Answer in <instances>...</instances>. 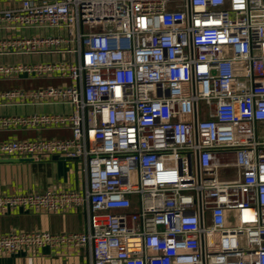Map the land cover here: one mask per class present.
<instances>
[{
  "label": "built area",
  "instance_id": "1",
  "mask_svg": "<svg viewBox=\"0 0 264 264\" xmlns=\"http://www.w3.org/2000/svg\"><path fill=\"white\" fill-rule=\"evenodd\" d=\"M0 158L81 162L82 188L0 195V213L81 209L80 232L0 235V256L87 264H264V0H0Z\"/></svg>",
  "mask_w": 264,
  "mask_h": 264
},
{
  "label": "crops",
  "instance_id": "2",
  "mask_svg": "<svg viewBox=\"0 0 264 264\" xmlns=\"http://www.w3.org/2000/svg\"><path fill=\"white\" fill-rule=\"evenodd\" d=\"M8 81L18 87H35L32 86L35 80H0V90H7L4 86ZM48 81L56 80L40 79V82L36 81V84L46 86L40 83L45 84ZM69 110L70 106L66 104L7 105L0 106V115L61 113L69 112ZM70 137L69 128L0 130V142L37 138L68 139ZM81 165L78 159L58 155L44 156L39 160L0 158V195L42 192L46 189L80 190L82 188ZM84 227L85 216L81 209L55 213L17 209L0 213V235L11 232L41 231L53 234L70 233L80 232ZM0 264H87V255L84 249L43 247L20 251L14 255H2Z\"/></svg>",
  "mask_w": 264,
  "mask_h": 264
},
{
  "label": "rangeland",
  "instance_id": "3",
  "mask_svg": "<svg viewBox=\"0 0 264 264\" xmlns=\"http://www.w3.org/2000/svg\"><path fill=\"white\" fill-rule=\"evenodd\" d=\"M62 82H65V80H56V81H48L47 83H40V85H57V84H60ZM7 83V85L4 86V88H15V87H18V85H13L12 82L8 81V82H5ZM36 87V86H35Z\"/></svg>",
  "mask_w": 264,
  "mask_h": 264
},
{
  "label": "trees",
  "instance_id": "4",
  "mask_svg": "<svg viewBox=\"0 0 264 264\" xmlns=\"http://www.w3.org/2000/svg\"><path fill=\"white\" fill-rule=\"evenodd\" d=\"M36 81H39L40 82V80H35V82H33L34 84H32V86H39L38 84H36L37 82ZM29 85V84H28ZM27 87V86H26Z\"/></svg>",
  "mask_w": 264,
  "mask_h": 264
}]
</instances>
